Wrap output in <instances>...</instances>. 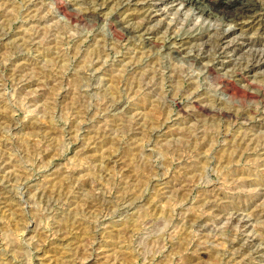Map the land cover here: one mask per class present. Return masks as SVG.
I'll list each match as a JSON object with an SVG mask.
<instances>
[{
    "label": "rangeland",
    "instance_id": "rangeland-1",
    "mask_svg": "<svg viewBox=\"0 0 264 264\" xmlns=\"http://www.w3.org/2000/svg\"><path fill=\"white\" fill-rule=\"evenodd\" d=\"M210 3L0 0V264H264V11Z\"/></svg>",
    "mask_w": 264,
    "mask_h": 264
},
{
    "label": "bare ground",
    "instance_id": "bare-ground-1",
    "mask_svg": "<svg viewBox=\"0 0 264 264\" xmlns=\"http://www.w3.org/2000/svg\"><path fill=\"white\" fill-rule=\"evenodd\" d=\"M179 1H181V3L182 4H184V5H186V4H189V5H191V4H193L194 2H196V1H199V0H179ZM230 1H232V0H230ZM117 2V1H116ZM218 2V0H211V3L210 4H207L206 6H204V7H202V8H199L200 9V12H205V14H207L208 16H210V15H213V12H214V5L216 4ZM230 3V2H229ZM148 4V3H147ZM146 6V5H145ZM145 6H143L142 7V9H144L143 11H141L140 13L147 19V21H149V20H151L152 19V17H153V15H152V9H151V5L149 4V6L150 7H148L147 9H145ZM208 7L210 8V9H208ZM140 9H141V6H140ZM264 11V1H261V0H241V3H240V6L234 11V12H232V14L231 15H229L228 17H230V19H231V21H234L236 24H238L237 22H239V21H242V20H246V21H248V20H250V19H254L258 14H259V12L260 11ZM140 11V10H139ZM62 12V11H61ZM64 15H65V13L64 12H62ZM140 14V15H141ZM127 16V15H126ZM140 17H142V16H140ZM141 20H143V19H141ZM123 22V21H122ZM141 22V21H140ZM139 22V23H140ZM143 22H145V20H143ZM148 23V22H147ZM143 24V23H142ZM136 25H138V24H136ZM140 25V24H139ZM135 26V25H134ZM157 26V25H156ZM117 27V26H116ZM129 27V26H128ZM115 28V27H114ZM124 28H125V26H124ZM136 28V26L134 27V29ZM138 28V30H140L139 28V26L137 27ZM145 28H146V26H145ZM147 28H150V27H147ZM109 29L111 30V31H113V27L112 26H109ZM152 29V32H153V28H151ZM150 29V30H151ZM133 30V29H132ZM144 30V29H143ZM147 30V29H146ZM149 30V31H150ZM210 30V29H209ZM159 31V30H158ZM222 31V30H221ZM134 32H135V30H134ZM136 32H137V30H136ZM217 32V31H216ZM111 33H113V32H111ZM221 33V32H220ZM215 34V33H214ZM219 34V33H218ZM232 34H233V30L232 29H230V30H225L222 34H220V35H218V37L219 36H221V39H223V40H226L225 41V43H230V42H232L231 40H227V39H231V36H232ZM140 35H142V34H140ZM214 36H216V35H214ZM213 36H211V38H212ZM217 37V36H216ZM210 38V39H211ZM213 39V38H212ZM219 39V38H218ZM217 39V40H218ZM216 40V39H215ZM206 41V40H205ZM205 41H204V43H205ZM214 44V43H213ZM200 45H202V43L200 44ZM217 45V44H216ZM219 45H220V43H219ZM199 46V45H198ZM209 46V45H208ZM213 46V45H212ZM215 47V46H214ZM216 47H218V46H216ZM226 47H224V45H223V47H222V49L224 50ZM196 49V48H195ZM194 49V50H195ZM221 49V50H222ZM214 51V50H213ZM215 53V52H214ZM216 54V53H215ZM209 55V54H208ZM196 57H198V56H196ZM209 56H206L205 58H208ZM213 57V56H212ZM215 57V56H214ZM201 58V57H200ZM196 60H198L197 58H195ZM194 59V60H195ZM204 59V58H203ZM212 59V58H211ZM212 60H214V59H212ZM248 61V60H247ZM246 61V66H244V69L243 70H245V71H247V72H249V69H251V68H253V67H255V66H263L264 65V54H262V53H255L254 52V55H253V57H252V59L250 60V61H248L247 62ZM239 62L240 61H238L237 63L239 64ZM241 63H242V61H241ZM245 63V62H244ZM212 64H214V63H212ZM211 64V65H212ZM234 66H235V64H234ZM237 66V65H236ZM241 67V66H240ZM242 68V67H241ZM203 69L204 70H209V71H212V70H214V69H212V68H210V65H208V66H204V64H203ZM212 69V70H211ZM217 69V68H216ZM240 68H238V70H239ZM241 70V69H240ZM236 71V70H235ZM241 72V71H240ZM246 72V73H247ZM242 73H243V71H242ZM217 83V82H216Z\"/></svg>",
    "mask_w": 264,
    "mask_h": 264
}]
</instances>
